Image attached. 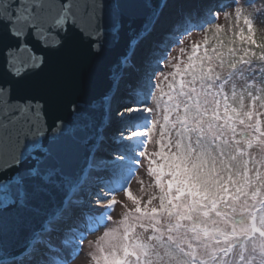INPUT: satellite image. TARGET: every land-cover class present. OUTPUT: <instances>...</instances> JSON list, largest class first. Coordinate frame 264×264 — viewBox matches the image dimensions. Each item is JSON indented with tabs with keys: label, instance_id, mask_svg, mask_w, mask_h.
Here are the masks:
<instances>
[{
	"label": "snow or ice",
	"instance_id": "snow-or-ice-1",
	"mask_svg": "<svg viewBox=\"0 0 264 264\" xmlns=\"http://www.w3.org/2000/svg\"><path fill=\"white\" fill-rule=\"evenodd\" d=\"M169 3L0 0V264H73L85 256L88 235L112 222L121 201L132 207L116 227L105 228L91 259L163 264L151 244L134 239L139 218L159 211L152 204L165 199L155 172L163 163L159 145L149 150L158 118L167 112L186 119L218 76L247 69L264 79L260 0H234L211 22L185 31L162 59L144 62L142 49ZM221 13L233 21L230 32L216 22ZM194 30L206 33L202 41L192 43L186 59L184 48L172 57L173 45ZM107 51L114 58L101 68L97 60ZM101 73L104 87L97 93ZM258 95L264 99V90ZM142 165L158 193L154 200L132 189ZM125 175L124 186L110 190V182ZM136 245L142 250L133 255ZM258 252L262 259L253 256L248 264H264V242Z\"/></svg>",
	"mask_w": 264,
	"mask_h": 264
},
{
	"label": "rangeland",
	"instance_id": "rangeland-1",
	"mask_svg": "<svg viewBox=\"0 0 264 264\" xmlns=\"http://www.w3.org/2000/svg\"><path fill=\"white\" fill-rule=\"evenodd\" d=\"M242 2H246V0H242ZM260 2L264 3V0H260ZM233 4L234 0H225L215 11L222 10L225 6L232 7ZM210 10L195 16L193 20H189L188 25L178 27L169 34L178 32L181 36L185 31L203 27L213 19L215 11ZM260 16L258 17V23L264 30V22L260 19ZM216 22L225 25L230 32L233 21L231 19L226 20L223 13ZM205 34L203 31L194 30L191 35L183 36V43L173 45L170 55L178 57L180 56V49L184 48V58L186 59L192 43L202 41ZM180 36L178 38L171 36L167 40L168 44L160 50L158 57L162 59L167 48L177 42ZM155 67L156 65L151 71ZM253 80H255L254 85ZM150 87L151 84L149 83L147 88ZM225 87L228 92H234L233 94H235L234 98L239 108L237 124L240 130L236 136H231L230 130L225 131L226 142L220 140V143H215L220 132L210 126L202 115L204 110L215 104V95L218 91L215 80L207 85L206 94L201 97L198 106H196L200 112L188 119L190 126L187 125L185 129H181L178 125H174V120L170 119V124L166 127V130H163V116L158 118V132L152 138V142H149V150L159 145L157 156L162 161L163 154L176 157L177 160L183 162L186 169L190 168L198 173L199 183L196 184L193 190H189L186 185H178L181 180L175 183L171 179L174 169L163 170L158 165L155 172L158 174L157 179L160 182L165 199L157 201L159 207H154L152 204V208L159 209V211L149 212L146 216L142 215L139 218V228H134V231L137 232L139 229L150 231L153 233L151 239L155 240L154 237H158L163 242L164 239H170V237L163 236L164 228L161 227V217L163 215L174 216L178 220L175 226L168 225L167 231L169 233L173 231L174 227L181 228L188 221L197 223L198 218L205 215L211 220H232L235 224H243L247 227L240 230L233 229L230 234H227L229 239L240 241L245 245L252 242L255 251L251 257L255 256L257 260H261L258 249L259 245L264 242V215L260 203L264 199V133L260 135L259 141L251 147H248V142L254 138L252 126L258 119L261 120L264 131V99H261L258 95L261 90H264V79L260 78L259 72L253 77L252 71L245 69L243 72H238L227 82ZM144 98V95L140 96V99ZM131 119L129 118L128 122ZM119 123L122 122L118 121ZM185 138H187V141H185ZM165 148H168V152L164 151ZM208 151L210 156L207 155ZM238 160L241 163L240 167L237 168L234 167V162ZM126 179L125 175L111 181L109 184L110 190H120ZM141 179L144 180L143 184L138 183ZM132 189L137 196H144L146 200H154L158 195L153 190L149 178L144 175L143 165L137 175L133 177ZM207 194L215 195L220 199L211 211L209 213L195 212L190 217H185L190 208V200ZM123 195L122 192L117 193V199L121 200ZM135 198L133 196L131 199L135 200ZM145 207H147V204ZM121 208H124L126 213L130 207H127V204H121L117 206L113 215L119 212ZM91 234L88 235V238H91ZM141 250L142 246L136 245L133 255H138ZM230 255L231 248L215 249L209 258L201 259L200 262L202 263L200 264H229ZM89 256H91L90 253L85 249V256L75 261H79L81 264V260L86 259L88 261ZM159 256L162 262L165 259L169 261L175 259V254L171 251L159 252ZM195 259L196 257L193 255V260L195 261ZM243 261L240 257L241 264H243Z\"/></svg>",
	"mask_w": 264,
	"mask_h": 264
},
{
	"label": "clouds",
	"instance_id": "clouds-1",
	"mask_svg": "<svg viewBox=\"0 0 264 264\" xmlns=\"http://www.w3.org/2000/svg\"><path fill=\"white\" fill-rule=\"evenodd\" d=\"M240 163L239 160L235 161L234 167H240ZM121 204H127V207H132L131 202L121 201ZM153 206L159 207L158 202H154ZM124 213L125 209L121 208L119 212L113 215L111 223L99 228L91 234V238H87L85 249L88 253L98 254L97 242L105 231V228L116 227ZM177 223L178 220L174 216L163 215L161 217V227L164 228L163 236L166 238L170 237V239H164L163 242L160 239H151L153 233L143 229L137 230L134 239L151 244L154 252L171 251L175 254V259L171 261L165 259L163 264H200L201 259L209 258L213 250L222 247L231 248L229 264H241V256L244 257L243 264H248L249 258L255 251L252 242H248L245 245L240 241L229 239L227 235L233 229L240 230L247 227V225L235 224L232 220H211L205 215L199 217L197 223L188 221L183 227H174L173 231L169 233L167 231L168 225L175 226ZM193 255L196 257L195 261L193 260ZM73 264H80V262L75 261ZM88 264H95L91 256L88 258Z\"/></svg>",
	"mask_w": 264,
	"mask_h": 264
},
{
	"label": "trees",
	"instance_id": "trees-1",
	"mask_svg": "<svg viewBox=\"0 0 264 264\" xmlns=\"http://www.w3.org/2000/svg\"><path fill=\"white\" fill-rule=\"evenodd\" d=\"M233 73L228 75L226 79H222V77H217L215 83L218 86V91L215 95V104L209 107L208 109L202 112V115L208 122V124L215 128L216 131H219L220 134L217 137L215 143H220V140L225 141L226 137L224 136L225 131L230 130L231 136H236L239 133V128L237 124V115L239 113V108L235 101L233 93H230L226 90V84L229 82L236 74ZM227 75V74H226ZM222 80V83H217V81ZM197 105H194L188 113L186 119H182L180 121L174 120L175 124L178 125L181 129H185L188 124V119L194 117L198 112ZM170 115L169 113H165L163 116V130H166V127L170 124ZM190 126V125H189ZM254 132V138L248 142V147H251L253 144L259 141L260 135L264 133L262 129V122L258 119L252 126ZM187 141V138H185ZM226 142V141H225ZM217 145V144H213ZM207 155L210 156V152H207ZM163 163L159 165V167L163 170H171L174 169V172L171 174V179L178 185H186L187 189L193 190L196 184L199 183L198 173L196 171L186 169L184 167L183 162L177 160L174 156H169L167 154H163ZM256 191V190H253ZM219 198L215 195L207 194L205 196H199V198L190 200V208L185 217H190L195 212H210L211 209L219 202ZM262 214L264 215V199L260 201ZM202 263V262H200Z\"/></svg>",
	"mask_w": 264,
	"mask_h": 264
},
{
	"label": "bare ground",
	"instance_id": "bare-ground-1",
	"mask_svg": "<svg viewBox=\"0 0 264 264\" xmlns=\"http://www.w3.org/2000/svg\"><path fill=\"white\" fill-rule=\"evenodd\" d=\"M188 2H191L192 8L196 9V13H204L206 10H209L210 8L212 11H215L219 5H221L225 2V0H170V3H169L167 8L174 9V10H180V13H181V14H179V17L176 19V21L173 20L174 22H176V24H175L176 26H178V25H179V27L183 26L184 22H186L187 19L194 17V15L196 14V13L194 14V13L190 12L191 8L189 6H186V4ZM186 13H189L190 15L186 17L185 16V15H187ZM168 15L169 14H167V16H164V17H162V15H161V19L165 20L166 17H169ZM260 19L264 22V13L261 14ZM174 22H172L169 25L173 26ZM170 32H172V30H171V28H168L166 30V35L158 36V38H156L157 40H151L148 43V45H149V47L147 48L148 51L146 52V55L143 57L144 62H148L150 60L154 61V59L156 57H158L160 50H162L161 48L165 47L168 44L167 40L169 38H171V36H174L176 38H178L180 36V33H178V32L173 33V34H169ZM153 42H155V44L158 43L155 46V48H153L151 46ZM157 52H158V54H157ZM154 65H155V63H153L151 65V67H149L147 69V71L149 73L151 72V69L154 67ZM133 102H135V101L134 100L128 101V103H133Z\"/></svg>",
	"mask_w": 264,
	"mask_h": 264
},
{
	"label": "water",
	"instance_id": "water-1",
	"mask_svg": "<svg viewBox=\"0 0 264 264\" xmlns=\"http://www.w3.org/2000/svg\"><path fill=\"white\" fill-rule=\"evenodd\" d=\"M180 10H174V9H170V8H166L164 11H163V13H162V17H164V16H167V14H169L168 16L169 17H166L165 18V20L164 19H161L160 20V23L158 24V26H157V31H156V34H155V36L151 39V40H157L156 38H158V36H160L162 33H163V31L165 30V28L167 27V25L169 24V23H171L173 20H175L176 19V17H177V13L179 12ZM150 40V41H151ZM149 41V42H150ZM148 42V43H149ZM148 43H146V45L144 46L145 47V49H144V47H143V50H142V52H141V56L143 57V56H145L146 55V51L145 50H147V45H148ZM154 43V42H153ZM114 58V53L113 52H111V51H107V52H105L104 53V55L103 56H101L100 58H98V60H97V64L101 67V68H103L104 66H106L108 63H110L111 62V60ZM103 87H104V79H103V75H102V73L98 76V79H97V85H96V87H95V89H94V92H100L102 89H103ZM69 163V166H75V164L77 163L76 161H69L68 162Z\"/></svg>",
	"mask_w": 264,
	"mask_h": 264
}]
</instances>
